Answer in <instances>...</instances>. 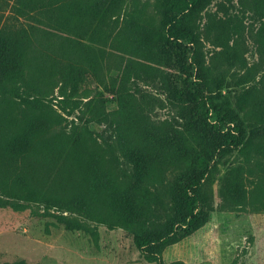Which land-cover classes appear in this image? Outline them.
<instances>
[{"label":"trees","instance_id":"trees-1","mask_svg":"<svg viewBox=\"0 0 264 264\" xmlns=\"http://www.w3.org/2000/svg\"><path fill=\"white\" fill-rule=\"evenodd\" d=\"M8 1L36 24L31 32L0 25V207L37 205L97 247L98 226L123 229L154 264H169L164 250L209 222L214 209L202 188L216 160L241 157L227 169L222 209L264 210V98L249 89L235 108L217 102L197 23L210 0H156L151 11L127 0ZM37 24L74 37L61 59L34 52ZM258 37L264 47V23ZM72 48L75 60L66 54ZM107 52L126 58L109 79L99 69ZM225 54L239 59L231 47ZM88 73L115 96L116 111L102 93L83 101ZM53 80L60 95L49 101ZM138 81L153 83L162 99L140 94L132 87ZM154 104L174 111L179 124H152L144 112ZM74 116L72 130L49 136Z\"/></svg>","mask_w":264,"mask_h":264},{"label":"rangeland","instance_id":"rangeland-1","mask_svg":"<svg viewBox=\"0 0 264 264\" xmlns=\"http://www.w3.org/2000/svg\"><path fill=\"white\" fill-rule=\"evenodd\" d=\"M128 6L153 9L156 0H127ZM14 1L0 0V25L13 29L33 31L36 22L29 17H19ZM33 16H36L34 14ZM31 17V16H30ZM199 51L203 65L209 74L215 95L229 101L235 108L238 96L249 89L256 90L264 98V47L258 32L264 23V9L259 0H210L197 17ZM34 42L36 54L50 58H62L63 43L74 37L42 28ZM231 47L239 59L230 62L225 52ZM92 53L101 58V49L93 46ZM71 60L77 59L75 49H67ZM126 58L107 52L100 67V75L109 79L124 67ZM249 77V79H247ZM247 80L250 82L245 83ZM140 94L158 97L153 83L132 84ZM60 83L53 80L45 86L49 101L59 96ZM87 92L88 101L97 94H104L107 110L116 111L115 96L106 93L94 77L88 73L79 86V94ZM151 123L160 125L166 121L178 125L174 111L154 104L145 110ZM54 127L49 136L72 130L74 117ZM102 126L93 125L90 130L100 132ZM241 161V157H225L216 160L215 168L205 182L202 192L214 211L209 222L201 229L168 247L163 252L167 263L182 261L185 264H264V210L229 211L222 209L221 189L227 169ZM44 211L31 205L24 211L11 206L0 207V264H154L144 260L128 232L109 230L98 226V247L84 231H68L55 225L51 217L41 216ZM92 226V225H91Z\"/></svg>","mask_w":264,"mask_h":264}]
</instances>
